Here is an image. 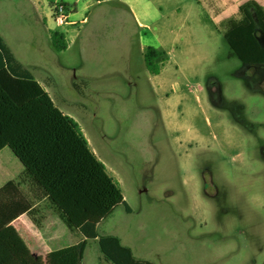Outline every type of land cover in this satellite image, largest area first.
<instances>
[{
    "label": "rangeland",
    "instance_id": "rangeland-1",
    "mask_svg": "<svg viewBox=\"0 0 264 264\" xmlns=\"http://www.w3.org/2000/svg\"><path fill=\"white\" fill-rule=\"evenodd\" d=\"M39 1H0V33L120 184L131 212L118 207L99 233L156 264H264V69L236 56L221 24L173 46L157 76L136 44L132 53L121 42L93 49L87 59L78 43L58 52ZM74 73L94 79L76 88ZM8 150L0 167L17 170ZM211 175L225 192L215 200L201 193L202 176L212 192ZM83 264L110 263L91 240Z\"/></svg>",
    "mask_w": 264,
    "mask_h": 264
},
{
    "label": "trees",
    "instance_id": "trees-1",
    "mask_svg": "<svg viewBox=\"0 0 264 264\" xmlns=\"http://www.w3.org/2000/svg\"><path fill=\"white\" fill-rule=\"evenodd\" d=\"M242 19L230 21L224 37L236 56L253 69H264V9L255 1L240 7ZM51 45L68 48L65 34L50 30ZM165 53L149 47L145 64L153 76L161 72ZM9 148L25 173L44 192L61 219L86 239L44 253L14 225L23 214L38 225L30 205L5 202L14 182L0 189V264H83L88 240H97L110 264H156L139 259L119 237L102 235L100 224L119 206L127 212L120 184L91 149L78 122L64 114L44 87L15 57L0 36V151Z\"/></svg>",
    "mask_w": 264,
    "mask_h": 264
},
{
    "label": "crops",
    "instance_id": "crops-1",
    "mask_svg": "<svg viewBox=\"0 0 264 264\" xmlns=\"http://www.w3.org/2000/svg\"><path fill=\"white\" fill-rule=\"evenodd\" d=\"M249 1L257 2L264 9V0H40L38 3L42 9L44 22L47 17L53 20L51 3L60 2L66 6L68 24L60 32L65 34L68 48L72 43H78L84 58L96 56V54L89 53L90 50L108 51L112 44L121 42L123 46H128L130 53L133 52V44L138 45L139 53L144 56L145 61V52L149 47L163 51L168 59H171L170 56L174 52L173 46H180L183 41L192 40L203 27L221 24L228 28L230 21L242 19L240 7ZM20 7L26 10L22 4ZM56 30L59 29L56 28ZM0 36L3 37L1 33ZM12 52L15 53L13 50ZM73 78L72 83L78 88L93 80L94 75L84 73L77 76L74 73ZM6 149L9 148H4L0 154ZM8 151L17 162L18 168L11 172L8 170L10 168L4 170V167H0V189L8 182H14L18 194L12 191L10 196H5L7 199L3 201L22 203V200L28 203L31 209L37 210L35 216L38 225L32 223L26 213L14 221V225L20 232L26 234L31 242L44 253L85 240L83 235L65 224L44 192L26 175L20 161L10 149ZM4 175L7 177L4 178ZM25 184L31 186L39 199L46 201L52 215L48 216L39 206V202L34 203L27 196L23 189ZM73 233L79 234L82 239L73 240ZM39 234L48 250H45L39 242L37 238ZM89 241L91 240H88V243ZM94 241L97 242V240Z\"/></svg>",
    "mask_w": 264,
    "mask_h": 264
},
{
    "label": "built area",
    "instance_id": "built-area-1",
    "mask_svg": "<svg viewBox=\"0 0 264 264\" xmlns=\"http://www.w3.org/2000/svg\"><path fill=\"white\" fill-rule=\"evenodd\" d=\"M52 10V18L59 31L68 24V11L64 4L55 2L50 4Z\"/></svg>",
    "mask_w": 264,
    "mask_h": 264
},
{
    "label": "flooded vegetation",
    "instance_id": "flooded-vegetation-1",
    "mask_svg": "<svg viewBox=\"0 0 264 264\" xmlns=\"http://www.w3.org/2000/svg\"><path fill=\"white\" fill-rule=\"evenodd\" d=\"M202 175H205L204 172L202 173ZM202 181H203V185L201 186V193L208 200H215V199H218L220 196H225V194H224L225 192L220 190V186H219V184H217L218 181H217V183H215L216 181L214 180L212 175L210 177V185H211L212 192H209V190H208V188H209L208 180H206V178H204L202 176Z\"/></svg>",
    "mask_w": 264,
    "mask_h": 264
}]
</instances>
